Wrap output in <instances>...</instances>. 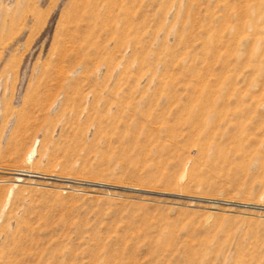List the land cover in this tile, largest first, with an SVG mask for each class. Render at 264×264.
I'll return each mask as SVG.
<instances>
[{
  "label": "rangeland",
  "instance_id": "374dc122",
  "mask_svg": "<svg viewBox=\"0 0 264 264\" xmlns=\"http://www.w3.org/2000/svg\"><path fill=\"white\" fill-rule=\"evenodd\" d=\"M0 264H264V0H0Z\"/></svg>",
  "mask_w": 264,
  "mask_h": 264
}]
</instances>
